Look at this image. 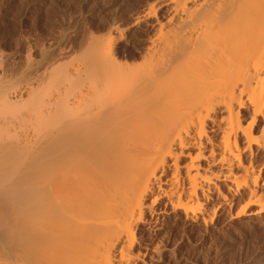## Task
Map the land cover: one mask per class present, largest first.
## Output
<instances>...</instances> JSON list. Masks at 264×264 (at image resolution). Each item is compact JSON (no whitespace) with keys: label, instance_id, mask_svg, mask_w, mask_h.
<instances>
[{"label":"bare ground","instance_id":"bare-ground-1","mask_svg":"<svg viewBox=\"0 0 264 264\" xmlns=\"http://www.w3.org/2000/svg\"><path fill=\"white\" fill-rule=\"evenodd\" d=\"M138 3L68 66L0 55V264H157L163 222L235 200L263 223L264 0Z\"/></svg>","mask_w":264,"mask_h":264},{"label":"rangeland","instance_id":"rangeland-1","mask_svg":"<svg viewBox=\"0 0 264 264\" xmlns=\"http://www.w3.org/2000/svg\"><path fill=\"white\" fill-rule=\"evenodd\" d=\"M120 1L0 0V55L26 69L30 62H39L63 49L69 54L63 66H68L84 35L116 20L122 7L126 10L140 3ZM235 201L228 208L217 207V221L213 217L206 227L202 222L192 227L176 219L163 222L166 235H160L165 238L166 249L161 250L162 259L157 264H264V221L252 225L247 218L235 217L239 207Z\"/></svg>","mask_w":264,"mask_h":264}]
</instances>
